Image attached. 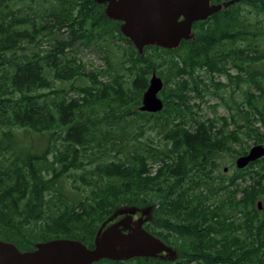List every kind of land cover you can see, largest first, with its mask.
Listing matches in <instances>:
<instances>
[{
    "label": "trees",
    "instance_id": "obj_1",
    "mask_svg": "<svg viewBox=\"0 0 264 264\" xmlns=\"http://www.w3.org/2000/svg\"><path fill=\"white\" fill-rule=\"evenodd\" d=\"M227 1L193 22L191 40L139 54L95 0H0V239L92 247L120 206L151 205L143 227L176 258L91 264H264V156L221 167L224 152L264 145V0H211ZM91 46L127 74L87 69L78 52ZM152 70L154 113L138 109ZM216 74L248 85L229 122L196 119L189 104L225 85Z\"/></svg>",
    "mask_w": 264,
    "mask_h": 264
},
{
    "label": "water",
    "instance_id": "obj_2",
    "mask_svg": "<svg viewBox=\"0 0 264 264\" xmlns=\"http://www.w3.org/2000/svg\"><path fill=\"white\" fill-rule=\"evenodd\" d=\"M105 4L104 14L120 22L123 36L134 45L139 54L143 48L156 45L175 49L180 42L193 38L192 24L228 6L233 1L212 3L211 0H95ZM163 81L152 70L148 85L141 95L140 111L157 112L163 107L159 92ZM264 156V145L253 144L245 154L235 160L243 168ZM261 208V202H257ZM140 211L141 216L133 219ZM152 206L138 209L120 206L103 221L97 230L94 244L88 247L80 241L57 238L35 245L32 250L21 251L10 242L0 239V264H91L102 258L127 260L134 257H161L174 259L176 250L165 244L143 227L150 220ZM144 216V217H143ZM119 217V218H118ZM162 252L166 255L162 257Z\"/></svg>",
    "mask_w": 264,
    "mask_h": 264
},
{
    "label": "rangeland",
    "instance_id": "obj_3",
    "mask_svg": "<svg viewBox=\"0 0 264 264\" xmlns=\"http://www.w3.org/2000/svg\"><path fill=\"white\" fill-rule=\"evenodd\" d=\"M124 45H125L124 43L119 42L120 47ZM117 53H119L118 49L116 51V54ZM78 57L81 61L85 63L86 68L89 70L101 69L108 74L107 76L116 73L127 74V71L123 68L125 63L121 62L120 59L117 58L118 54L114 60L110 59L108 63L107 60L109 59L106 52L91 46L85 49L81 48L80 51L78 52ZM232 73L234 74L233 70ZM199 74L201 75L203 84L208 83L207 77L203 76L205 74L203 72H199ZM158 76L160 77V75ZM214 82H216V84L223 83L225 85L222 87H216V86L206 87L207 90L202 96L197 95L195 94V92L191 91L189 104L192 106L191 110L192 113H194L193 116H195L196 119L204 120L206 118H216L227 115V122H229L230 121L229 114L236 112L235 107L242 99L243 96L242 93L244 90L247 89L248 85L246 83H242L240 84V87L236 88L233 82L228 84V80L226 79V77L221 74L215 75ZM228 128L230 130L234 129L233 123L230 122V126ZM259 130L264 132V127H262ZM146 134L147 136L152 137L155 133L148 131ZM249 144L251 145L252 142L250 141ZM223 154L224 155L222 157L221 167H223V165L230 166L232 162L234 163L235 158H233L231 153L224 152ZM142 208L144 207L138 209H142ZM152 212H153V207L150 212L151 218H152ZM139 216H141V213H139Z\"/></svg>",
    "mask_w": 264,
    "mask_h": 264
},
{
    "label": "flooded vegetation",
    "instance_id": "obj_4",
    "mask_svg": "<svg viewBox=\"0 0 264 264\" xmlns=\"http://www.w3.org/2000/svg\"><path fill=\"white\" fill-rule=\"evenodd\" d=\"M103 5L105 6V4H103ZM159 97H160V96H159ZM160 98H161V97H160ZM241 155H242V154H241ZM238 156H240V155H238ZM238 156H237V157H238ZM237 157H235V160H236ZM233 158H234V157H233ZM234 162H235V161H234ZM137 212H139V211H137ZM137 212H136L135 214H133V218H134V219L140 217V216H139V213H140V212H139V213H137ZM143 217H144V216H143ZM159 255H162V257H163V256L166 255V253H165V252H162V253L159 254ZM160 258H161V257H160Z\"/></svg>",
    "mask_w": 264,
    "mask_h": 264
},
{
    "label": "bare ground",
    "instance_id": "obj_5",
    "mask_svg": "<svg viewBox=\"0 0 264 264\" xmlns=\"http://www.w3.org/2000/svg\"><path fill=\"white\" fill-rule=\"evenodd\" d=\"M224 171H225V172L227 171V167L224 168Z\"/></svg>",
    "mask_w": 264,
    "mask_h": 264
}]
</instances>
